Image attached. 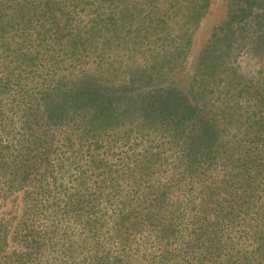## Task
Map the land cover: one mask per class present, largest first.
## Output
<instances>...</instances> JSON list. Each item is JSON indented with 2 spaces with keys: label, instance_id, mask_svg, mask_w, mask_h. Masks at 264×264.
<instances>
[{
  "label": "trees",
  "instance_id": "trees-1",
  "mask_svg": "<svg viewBox=\"0 0 264 264\" xmlns=\"http://www.w3.org/2000/svg\"><path fill=\"white\" fill-rule=\"evenodd\" d=\"M122 1L12 6L29 41L0 77V264H264V67L226 66L225 27L184 91L148 90L178 51L173 5L141 17L130 0L127 33ZM147 129L168 156L112 151Z\"/></svg>",
  "mask_w": 264,
  "mask_h": 264
},
{
  "label": "rangeland",
  "instance_id": "rangeland-1",
  "mask_svg": "<svg viewBox=\"0 0 264 264\" xmlns=\"http://www.w3.org/2000/svg\"><path fill=\"white\" fill-rule=\"evenodd\" d=\"M22 0H0V77H4L11 69L9 63L15 55L21 56L26 51L29 37L26 32L19 27H13L15 19H12V6L15 2ZM253 6L245 10L244 0H157L151 8H147L145 0H135V7L138 8L141 17L153 15L159 17V10L170 7L165 13L168 18L166 24L169 28V39L176 43L177 52L169 51L171 54L170 63L164 72L169 76V80L159 83L156 80L151 83L148 90L173 89L185 90L189 76L194 75L197 67L198 57L206 53L214 57L218 52L214 46L222 44L224 34L231 27V37L234 50L228 57L226 66H231L234 73L246 79L256 78L258 72L264 67V0H250ZM130 0H123L120 3L122 10V24L125 32H131L134 28V20L131 19ZM120 15V14H119ZM138 38L144 44L157 43L163 39V34L146 35L145 29L137 32ZM129 34L127 37H132ZM179 45V47H178ZM148 46H142L135 55L137 58L148 57ZM231 71H228V74ZM222 77V76H221ZM224 77V75H223ZM161 79H164L161 78ZM137 153L143 151L163 150L162 155L170 154V146L167 139L160 136L157 131L144 130L138 134L133 132L126 142L120 144L112 151L120 153L129 151L131 147ZM164 145L158 147L159 145ZM164 168L171 166L163 165ZM7 207L4 210H10Z\"/></svg>",
  "mask_w": 264,
  "mask_h": 264
}]
</instances>
